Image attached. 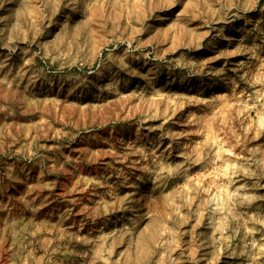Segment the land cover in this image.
Segmentation results:
<instances>
[{"label": "rangeland", "instance_id": "obj_1", "mask_svg": "<svg viewBox=\"0 0 264 264\" xmlns=\"http://www.w3.org/2000/svg\"><path fill=\"white\" fill-rule=\"evenodd\" d=\"M0 264H264V0H0Z\"/></svg>", "mask_w": 264, "mask_h": 264}, {"label": "bare ground", "instance_id": "obj_2", "mask_svg": "<svg viewBox=\"0 0 264 264\" xmlns=\"http://www.w3.org/2000/svg\"><path fill=\"white\" fill-rule=\"evenodd\" d=\"M194 16V15H193ZM125 106V105H124ZM263 174V173H262ZM210 181V180H209ZM234 199V198H233ZM236 201V200H235ZM170 204V203H169ZM171 208V207H170ZM173 208V207H172ZM167 209V208H166ZM169 209V208H168ZM159 212V211H158ZM166 212V211H165ZM169 212V211H168ZM160 213V212H159ZM164 216V215H163ZM162 217V216H161ZM231 217H232V215H231ZM174 218V217H173ZM162 219V218H161ZM164 219V218H163ZM167 220L169 219V218H166ZM233 219V218H232ZM170 220H171V217H170ZM169 220V221H170ZM170 223V222H169ZM169 223H167V224H169ZM179 223V222H178ZM163 224H164V222H163ZM232 224V223H231ZM161 226V225H160ZM164 228H165V226H164ZM168 228V227H167ZM159 229V228H158ZM162 236V235H161ZM159 240V239H158ZM162 240V239H161ZM161 242V241H160ZM168 245H169V243H168ZM166 247V246H165ZM154 254V253H153ZM150 257V256H149Z\"/></svg>", "mask_w": 264, "mask_h": 264}]
</instances>
